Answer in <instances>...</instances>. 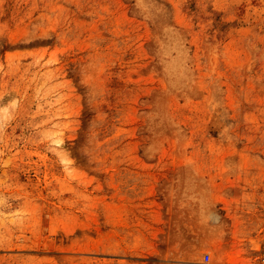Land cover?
<instances>
[{
  "label": "rangeland",
  "instance_id": "obj_1",
  "mask_svg": "<svg viewBox=\"0 0 264 264\" xmlns=\"http://www.w3.org/2000/svg\"><path fill=\"white\" fill-rule=\"evenodd\" d=\"M0 264H264V0H0Z\"/></svg>",
  "mask_w": 264,
  "mask_h": 264
}]
</instances>
